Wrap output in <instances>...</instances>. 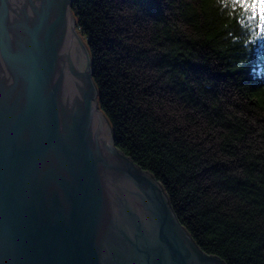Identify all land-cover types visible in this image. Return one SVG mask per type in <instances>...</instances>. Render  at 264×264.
Segmentation results:
<instances>
[{
    "label": "trees",
    "instance_id": "trees-1",
    "mask_svg": "<svg viewBox=\"0 0 264 264\" xmlns=\"http://www.w3.org/2000/svg\"><path fill=\"white\" fill-rule=\"evenodd\" d=\"M117 147L199 247L264 264V0H75Z\"/></svg>",
    "mask_w": 264,
    "mask_h": 264
},
{
    "label": "water",
    "instance_id": "water-1",
    "mask_svg": "<svg viewBox=\"0 0 264 264\" xmlns=\"http://www.w3.org/2000/svg\"><path fill=\"white\" fill-rule=\"evenodd\" d=\"M75 0H0V264H227L116 145Z\"/></svg>",
    "mask_w": 264,
    "mask_h": 264
}]
</instances>
